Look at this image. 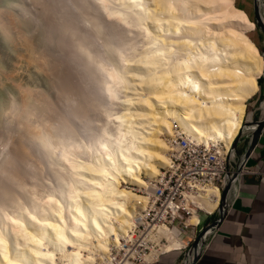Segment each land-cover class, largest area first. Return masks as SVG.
Here are the masks:
<instances>
[{
    "label": "bare ground",
    "instance_id": "1",
    "mask_svg": "<svg viewBox=\"0 0 264 264\" xmlns=\"http://www.w3.org/2000/svg\"><path fill=\"white\" fill-rule=\"evenodd\" d=\"M34 1L48 19L37 61L54 99L36 92L34 107L12 113L15 140L4 124L13 146L0 148V264H101L171 165L176 128L233 151L264 55L235 0ZM199 200L213 213L222 191L206 186ZM198 221L195 211L188 224ZM172 229L151 234L160 249L147 261L187 245Z\"/></svg>",
    "mask_w": 264,
    "mask_h": 264
},
{
    "label": "built area",
    "instance_id": "2",
    "mask_svg": "<svg viewBox=\"0 0 264 264\" xmlns=\"http://www.w3.org/2000/svg\"><path fill=\"white\" fill-rule=\"evenodd\" d=\"M170 142L175 147L170 154L171 165L169 168H162L163 172L151 179L149 201L138 210L131 236L122 239L119 246H113L106 258L100 260L101 264H149L146 255L154 248L160 249L157 240L151 239V234L157 233L160 225L178 227L186 236L190 231L194 234L182 249L172 250L184 253L196 238V228L202 226L201 214L210 217L218 211L209 213L202 208L200 192L210 185H217L223 191L236 171L238 162L234 151L221 153L215 147L198 144L185 137L180 128H176ZM244 164L245 162L241 166L239 177ZM138 191L147 192L143 189ZM195 211L200 222L190 225L188 219ZM160 241L167 243L168 239L163 237ZM168 252L171 251L161 250L157 258Z\"/></svg>",
    "mask_w": 264,
    "mask_h": 264
},
{
    "label": "crops",
    "instance_id": "3",
    "mask_svg": "<svg viewBox=\"0 0 264 264\" xmlns=\"http://www.w3.org/2000/svg\"><path fill=\"white\" fill-rule=\"evenodd\" d=\"M235 3L248 13L250 19L254 22L257 20L255 0H235ZM262 12L264 15V8ZM250 35L260 48H264V33L257 24ZM263 97L264 88L260 83L259 91L247 103V112L251 114L252 121L264 117L263 113V117L257 118L258 106ZM245 145L247 147L248 144L245 142ZM239 150L244 152L243 148ZM217 217L218 213L210 217H202V226ZM202 226L196 228L197 232ZM172 232L185 245L194 236L191 231L186 236L178 227L173 228ZM183 261V252L171 251L161 254L149 264H183ZM193 264H264V128L245 161L237 183L236 194L224 219L214 230Z\"/></svg>",
    "mask_w": 264,
    "mask_h": 264
},
{
    "label": "rangeland",
    "instance_id": "4",
    "mask_svg": "<svg viewBox=\"0 0 264 264\" xmlns=\"http://www.w3.org/2000/svg\"><path fill=\"white\" fill-rule=\"evenodd\" d=\"M40 6L42 5H40V3L37 4V2H35L34 0H0V13H1L0 14V148L1 149L3 148L5 149L7 147L11 148V146H13L11 144L12 143L11 140L9 141L10 143L7 144L9 146H5V147L3 146L4 140L7 138L5 136L6 132L4 129L5 128L4 124L6 123L5 121L11 120L10 122L14 124L13 126L11 125L12 129L15 130L14 132L15 134L14 135L12 134L14 138L11 137L12 140H15L16 136H18L17 134H20V132L19 133L17 132L19 130L21 131L20 126H19L20 129L18 128L19 124L17 125L15 118L14 120L16 123L13 122L14 120H12L13 118H11V116H13L12 113H15L17 109H20V111L25 112V110L34 107L36 105L35 99H37L36 92L38 94L51 92V94L49 95L54 99L51 90L52 78H49V76L51 77V75L49 74L48 71L40 68L39 61H37L39 57L42 55L43 51L44 50L47 51L46 47H44V45H46L44 27L46 26L45 18L47 19V17L45 13L40 9L42 8ZM16 18L17 20H15ZM12 19H14L15 22L19 20L21 22H19L18 24L13 23ZM21 33L23 34V36ZM26 36L28 38L27 41H29L27 43L25 39ZM30 42L32 43V46L35 44L33 48L31 47L32 50L28 46V43L30 45ZM260 50L264 55V48L262 47L260 48ZM259 82L264 88V73L260 77ZM261 101L262 102L259 103L258 106L259 108L257 112L258 119L260 117H263L264 97L262 98ZM14 106H16V108ZM6 116H8L9 118L7 119ZM250 121H252V116L251 114H248L246 110L243 127L240 130V133H242L243 136L238 141L239 143H237L236 149H233L234 153L236 154L237 162L239 161L241 154L243 153L242 151L240 152L239 149L243 148L244 151L246 147V145L244 146V144L245 142L246 144H248V139H249L248 136L253 131V130L249 131L248 128H244L246 127L245 125L248 124ZM14 126L16 127L14 128ZM169 154H171V152ZM145 178L147 179L149 177L146 176ZM126 186L133 188L134 191H136V189L138 191L139 190L138 188L140 187L129 183H127ZM216 213L217 212H215L213 215H216ZM201 215L202 218L206 214L202 213ZM205 226H202L199 229V231L196 234V238L199 235L201 229L204 228ZM193 242L194 240L191 242V244Z\"/></svg>",
    "mask_w": 264,
    "mask_h": 264
},
{
    "label": "water",
    "instance_id": "5",
    "mask_svg": "<svg viewBox=\"0 0 264 264\" xmlns=\"http://www.w3.org/2000/svg\"><path fill=\"white\" fill-rule=\"evenodd\" d=\"M261 2L262 0H255V9L257 10V15H256L257 20L255 22L258 25V27L261 29V31L264 33V15L261 8ZM252 124H255L256 128L248 136L249 137L248 145L245 151L241 154V157L236 165V171L233 174V176L229 179V181L227 182V184L225 185L222 191V201L217 211L218 217L201 229L197 238L194 240V242L185 252L183 264H193L198 259L203 248L208 242L210 235L220 225L231 205L232 199L236 193L241 166L250 155L262 129L264 128V117L256 121H252L251 123H248L246 125L250 126ZM242 136L243 134L241 133L237 138V140L235 141L233 145L234 146L233 149H236L237 143Z\"/></svg>",
    "mask_w": 264,
    "mask_h": 264
},
{
    "label": "trees",
    "instance_id": "6",
    "mask_svg": "<svg viewBox=\"0 0 264 264\" xmlns=\"http://www.w3.org/2000/svg\"><path fill=\"white\" fill-rule=\"evenodd\" d=\"M236 5L239 7V4L238 3H236Z\"/></svg>",
    "mask_w": 264,
    "mask_h": 264
},
{
    "label": "snow or ice",
    "instance_id": "7",
    "mask_svg": "<svg viewBox=\"0 0 264 264\" xmlns=\"http://www.w3.org/2000/svg\"><path fill=\"white\" fill-rule=\"evenodd\" d=\"M129 171H131V169H129Z\"/></svg>",
    "mask_w": 264,
    "mask_h": 264
}]
</instances>
